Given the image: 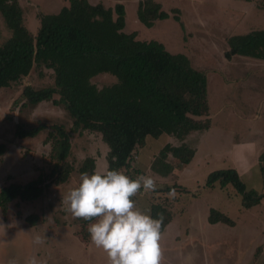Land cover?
Listing matches in <instances>:
<instances>
[{"label": "rangeland", "instance_id": "obj_1", "mask_svg": "<svg viewBox=\"0 0 264 264\" xmlns=\"http://www.w3.org/2000/svg\"><path fill=\"white\" fill-rule=\"evenodd\" d=\"M89 1L97 3L99 0ZM156 1L168 13L174 8L179 9L182 25L170 18L146 28L137 19L138 0H106L104 3L112 8L116 3L123 4L126 32L136 31L141 40L158 41L170 53L184 54L193 68L206 72L210 118L206 116L201 121L208 120L210 129L186 138L184 142L195 149V155L185 167L173 170L167 177L154 173L151 166L165 145L179 146L182 142L165 134L145 138L143 146L138 149L137 161L133 162V169L127 175L132 179L140 175L151 176L157 188L155 192L142 190V194L133 199L141 211L150 210L151 214L153 205H161L171 216L160 241L161 264H233L237 262L238 252L250 241L260 240V243L264 237V203H261L264 198L259 206L244 209L242 197L233 186L220 188L215 185L209 189L205 183L210 173L237 165L231 155L232 145L236 142L249 141L250 146L264 144V100L260 99L264 96V75L254 73L264 64L255 60L260 67L251 66L250 62L246 67L245 58L234 57L230 61L224 58L228 37L264 29V0H254L242 6L236 4L240 0ZM18 2L26 28L35 31L39 15L56 14L68 0ZM234 13L236 17L229 22L228 18ZM237 13L246 17L238 28L236 24L242 16L237 18ZM9 37L10 31L0 15V43ZM91 82L100 88L111 84L114 79L102 75ZM53 83L52 71L35 67L19 83L0 90V145L5 146L4 154L0 156V186L9 178V182L26 183L39 172L48 174L53 168L55 162L50 161V145L43 144L48 136V126H62L69 130L73 119L67 111L51 102L23 106L22 96L26 85L40 89L53 86ZM252 84H257L254 87L262 85L259 95L248 92ZM18 122L28 129L47 127L40 129L34 137L21 139L14 134ZM70 141L66 161L73 165V171L68 179L51 184L42 198L33 203L14 199L7 204L5 214L0 211V225L5 229H0V240L6 242L0 243V264H9L10 261L26 264L32 257L36 258L37 264H107L105 254L91 241L82 243L76 234L77 219L64 211L62 200L66 192L78 185L80 168L87 158L94 159L95 172L105 168L108 148L96 132L79 131ZM243 153V160L249 168L247 172L240 171V178L247 190L261 194L264 190L261 171L264 157L255 158L258 164L253 165L254 155L249 150ZM171 160L168 156L167 162L171 163ZM173 188L177 193L174 199L166 195ZM210 209L226 215L235 227L209 224ZM32 214L37 221L28 227L26 218ZM37 237L41 240L39 244L35 243ZM257 249L249 260H257L260 254ZM261 257L264 258V254Z\"/></svg>", "mask_w": 264, "mask_h": 264}, {"label": "trees", "instance_id": "obj_2", "mask_svg": "<svg viewBox=\"0 0 264 264\" xmlns=\"http://www.w3.org/2000/svg\"><path fill=\"white\" fill-rule=\"evenodd\" d=\"M106 0H68L56 14H41L35 31H29L18 0H0V15L10 37L0 43V90L9 88L29 76L33 68L52 71L53 86L35 89L24 86L23 106L51 102L60 106L73 119L69 130L50 125L43 144H49L50 161L54 166L48 174L39 172L26 183L13 181L0 186V211L6 213L7 204L14 199L33 203L51 184L65 182L73 171L68 163L70 139L79 131L96 132L106 144L109 169L132 171L138 149L145 138L168 135L182 142L167 144L151 166V170L167 177L173 170L185 167L194 157L195 149L184 142L193 133L210 129L208 120L207 74L199 71L184 54L170 53L162 43L141 40L136 31L126 32L125 8L116 3L108 7ZM252 2L254 0H243ZM179 9L166 12L156 0H138L137 19L151 28L158 21L172 18L182 25ZM224 58L245 57L264 61V29L230 36L226 40ZM106 75L114 82L98 88L91 80ZM57 96L58 99H52ZM15 136L34 137L40 129L15 124ZM5 146L0 145V156ZM172 158L171 163L167 158ZM136 157V159H134ZM94 159L87 158L80 172L92 174ZM264 174V167L261 168ZM134 172V171H133ZM233 186L242 197L244 209L258 205L264 190H247L238 172L229 168L210 173L205 187ZM162 213L161 232L171 216L161 205L151 207V216ZM34 214L28 216V227L36 223ZM36 215V214H35ZM77 219L76 234L83 244H89L88 225L91 221ZM208 223L234 226L223 213L210 209Z\"/></svg>", "mask_w": 264, "mask_h": 264}, {"label": "clouds", "instance_id": "obj_3", "mask_svg": "<svg viewBox=\"0 0 264 264\" xmlns=\"http://www.w3.org/2000/svg\"><path fill=\"white\" fill-rule=\"evenodd\" d=\"M156 188L151 176L132 179L123 170L105 165L102 171L81 173L78 185L65 193L62 203L72 217L91 221L87 229L91 243L105 254L107 264H161L164 216L159 213L153 218L133 199L142 190L155 192ZM166 195L174 199L177 193L173 188ZM0 229L5 231L2 225ZM35 243H41L39 237ZM26 264L37 260L32 257Z\"/></svg>", "mask_w": 264, "mask_h": 264}, {"label": "crops", "instance_id": "obj_4", "mask_svg": "<svg viewBox=\"0 0 264 264\" xmlns=\"http://www.w3.org/2000/svg\"><path fill=\"white\" fill-rule=\"evenodd\" d=\"M235 2H236V0H234ZM246 3H250V2H245V1H243V0H240V2H236V4H238V5H240V6H242L243 4H246ZM237 5V6H238ZM231 14H233V12H230ZM229 13V14H230ZM241 14H242V12H241ZM240 13H237V18H239L240 16H242V17H240V22H238V24H236V27L238 28V25L241 23V22H243L244 21V19L246 18L245 17V15H241ZM234 17H236V13H234V16L232 17V16H230L228 19H229V22L230 21H232V18H233V20H234ZM246 20V19H245ZM236 58V57H235ZM241 58V57H240ZM245 57H242V59H244ZM245 59H247L246 61H247V65H246V67L248 66V65H250L251 64V66H252V64H254L253 66H259L260 67V65H257L256 64V61H260V62H263V64H264V61H261V60H256L255 61V59H250V58H245ZM250 60V61H249ZM245 61V62H246ZM248 62H250V64L248 63ZM255 62V63H254ZM261 69H258L257 71H253L254 73H259L260 75H264V67H260ZM259 75V76H260ZM254 86H257V84H252V85H250V87L248 88V92H250L251 94H256V95H259V93H258V90H260V87L262 86V85H260V87L258 86V87H254ZM260 99H261V101H263L264 100V96H261L260 97ZM259 99V100H260ZM258 100V101H259ZM210 114V113H209ZM206 118H210V115L208 116V117H206ZM252 146V147H251ZM250 146V142L249 141H245V142H242V141H240V142H236V144H233L232 145V158L235 160V162L237 163V165L235 166V167H233L237 172H238V174H240V171L243 169V171L242 172H247V168H249L248 167V165H246V162L243 160V152H245L246 150H249L254 156H252V160H251V162L253 163V165L255 164V165H257L258 163H257V161H256V159L258 158L259 159V157L261 158V156H262V158L264 157V144H262L261 146H256V145H254V144H252ZM256 158V159H255ZM243 164H245V165H243ZM264 175V174H263ZM264 203V200H262L261 201V203ZM260 204H258V206H259ZM257 207V206H256ZM251 210V209H250ZM235 227V224H234V226H232V227H229L230 229H232V228H234ZM260 241V240H259ZM259 241H256L257 243H258V245L256 246V242H251L250 241V243L248 244V246L246 247V248H244V249H242L241 251H239L238 252V254H237V262H235V263H233V264H264V258L263 257H261V255H263L264 254V237H263V239L261 240V242L259 243ZM259 247V248H258ZM258 248V249H257ZM256 249L257 250H259V252H260V257H259V255L257 256V260L254 262L253 261V258H251L250 260H249V258H250V256L252 255V254H254V252L256 251ZM258 257H259V259L261 260V261H259L258 260Z\"/></svg>", "mask_w": 264, "mask_h": 264}, {"label": "built area", "instance_id": "obj_5", "mask_svg": "<svg viewBox=\"0 0 264 264\" xmlns=\"http://www.w3.org/2000/svg\"><path fill=\"white\" fill-rule=\"evenodd\" d=\"M134 159H136V157H134Z\"/></svg>", "mask_w": 264, "mask_h": 264}]
</instances>
